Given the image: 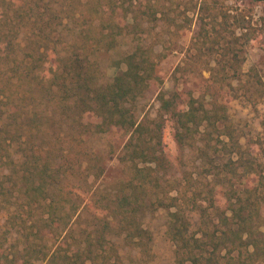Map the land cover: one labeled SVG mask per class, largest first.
<instances>
[{
    "label": "trees",
    "instance_id": "16d2710c",
    "mask_svg": "<svg viewBox=\"0 0 264 264\" xmlns=\"http://www.w3.org/2000/svg\"><path fill=\"white\" fill-rule=\"evenodd\" d=\"M261 1L0 0V264H121V246L148 264L153 234L143 219L160 210L173 264H264V141L242 143L218 102L247 75L249 98L264 103V81L241 71L243 45L264 34V17L254 26L249 7ZM190 10L193 53L176 66L181 87L166 95L147 39L158 21L191 24ZM126 37L105 81L99 56ZM156 90L148 117L139 101ZM166 114L187 165L179 176L163 149ZM95 135L106 151L89 145ZM111 155L126 177L109 193L95 182ZM85 201L93 211L80 224Z\"/></svg>",
    "mask_w": 264,
    "mask_h": 264
},
{
    "label": "rangeland",
    "instance_id": "374dc122",
    "mask_svg": "<svg viewBox=\"0 0 264 264\" xmlns=\"http://www.w3.org/2000/svg\"><path fill=\"white\" fill-rule=\"evenodd\" d=\"M233 0H224V8L230 9L233 5ZM251 8V19L254 26L259 25L260 19L264 17V1L250 4ZM188 17L192 18L191 24L187 21L183 25L175 26L174 24L164 25L162 21H158L155 29L148 36V42L154 44V49L157 53V58L160 59V65L163 72L167 73L165 81L159 90L168 95L175 87H181L182 75L179 71H176V66L183 63L187 59V54L193 53V50L188 51L190 46L191 38L198 30V21L196 20L194 11L186 12ZM176 13L170 12L171 16ZM129 39L126 37L122 39L120 46L116 51H112L109 54L99 56L101 62V69L103 72V79L106 81L113 77L117 68L111 65L113 59L118 58L122 52L128 49ZM253 43H256L253 44ZM264 34L260 36L258 42H248L243 45L244 61L241 67L243 73H250L253 68L258 76L264 81ZM123 69L124 66H121ZM202 75L204 78L209 76V72L202 69ZM250 78V77H249ZM248 79L247 75L242 77L243 82L241 83L240 89L232 90L226 95H222L218 102H225L228 107V114L236 126L238 135L242 143L254 141L260 139L264 141V103L262 101H253V97L249 98V94L254 92V87H248L245 84ZM191 82V81H190ZM189 82V83H190ZM187 85L190 88H197V84ZM236 82L233 86H236ZM159 90L154 92L150 91L139 101L142 108V113L148 117H153L159 106L157 95ZM211 98H208L210 100ZM208 103L211 101H207ZM163 149L165 156L172 166V173L179 176L187 168L181 165V159L183 156L179 150L175 139H174V121L169 114L164 116V128L162 134ZM89 145L93 149H100L106 151L105 140L97 135L91 136L88 139ZM252 143V142H251ZM252 145V144H251ZM264 149V143H262ZM259 159L264 162V152L258 155ZM187 158V156H186ZM185 160V159H184ZM190 163V162H188ZM126 177V171L123 166L117 161L116 155L107 157L105 172L101 178H99L95 185H98L103 190L110 193L113 190L116 183ZM85 196V195H84ZM87 199V196H85ZM82 217L78 219L80 224H83L85 219L88 217L89 210L93 209L89 206L88 202H84ZM165 217L164 211H156L152 214H147L143 219V225L151 230L153 234V246L152 252L154 258L148 264H173V246L165 238ZM192 227L196 228L197 214L191 213ZM14 238L10 239L7 243V250L11 252L14 248ZM120 254L122 255L123 262L121 264H141L138 260V254L134 249H130L127 246L120 247ZM44 264V263H40ZM144 264V263H142Z\"/></svg>",
    "mask_w": 264,
    "mask_h": 264
}]
</instances>
